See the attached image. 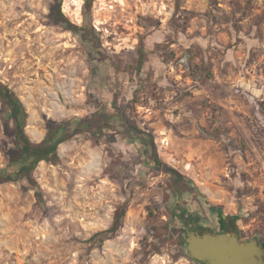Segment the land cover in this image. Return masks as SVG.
<instances>
[{
	"label": "rangeland",
	"instance_id": "obj_1",
	"mask_svg": "<svg viewBox=\"0 0 264 264\" xmlns=\"http://www.w3.org/2000/svg\"><path fill=\"white\" fill-rule=\"evenodd\" d=\"M0 83L32 142L69 122L27 178L0 101V264H199L214 210L264 241V0H0Z\"/></svg>",
	"mask_w": 264,
	"mask_h": 264
},
{
	"label": "trees",
	"instance_id": "obj_2",
	"mask_svg": "<svg viewBox=\"0 0 264 264\" xmlns=\"http://www.w3.org/2000/svg\"><path fill=\"white\" fill-rule=\"evenodd\" d=\"M56 16L62 22L66 23L68 30H75L76 26L71 24L61 9H57ZM144 63V57L141 58L140 67ZM0 101L3 109L6 112L8 118L14 125V143L16 152L11 154V163H20L21 169L19 174L27 178L32 177L33 170L37 164L41 161H53L55 162L58 158L57 148V134L63 128L68 127L69 122H62L56 124L53 130H50L46 138L40 143H34L31 141L29 136L26 134V126L28 124L29 115L26 108L19 97L13 92L8 86L0 83ZM90 125L92 124L89 122ZM160 163V162H159ZM177 175V172L171 171ZM12 173L8 170H0V185L7 183L11 180Z\"/></svg>",
	"mask_w": 264,
	"mask_h": 264
},
{
	"label": "water",
	"instance_id": "obj_3",
	"mask_svg": "<svg viewBox=\"0 0 264 264\" xmlns=\"http://www.w3.org/2000/svg\"><path fill=\"white\" fill-rule=\"evenodd\" d=\"M186 252L199 264H264V247L257 237L240 241L239 233H213L202 228L185 239Z\"/></svg>",
	"mask_w": 264,
	"mask_h": 264
},
{
	"label": "flooded vegetation",
	"instance_id": "obj_4",
	"mask_svg": "<svg viewBox=\"0 0 264 264\" xmlns=\"http://www.w3.org/2000/svg\"><path fill=\"white\" fill-rule=\"evenodd\" d=\"M239 222V217L234 215H225L219 210L213 211V218L206 219L203 222L200 221L198 218H190L184 219V244L185 248L187 244L185 239L189 238V234L200 231L202 228H205L213 233H221V232H232V233H239V240L240 241H249L253 238H243L242 232L238 229L237 225ZM261 246L264 247V241L260 238L258 239Z\"/></svg>",
	"mask_w": 264,
	"mask_h": 264
}]
</instances>
